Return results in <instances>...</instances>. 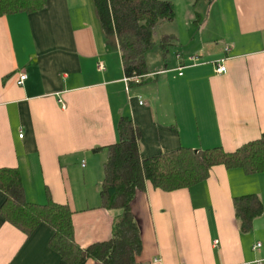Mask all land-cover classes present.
Listing matches in <instances>:
<instances>
[{
  "label": "crops",
  "instance_id": "crops-1",
  "mask_svg": "<svg viewBox=\"0 0 264 264\" xmlns=\"http://www.w3.org/2000/svg\"><path fill=\"white\" fill-rule=\"evenodd\" d=\"M170 1L193 7L185 34L162 33L177 38L173 60L147 53L138 83L125 82L92 0H46L38 12L0 18V169L18 170L28 203L67 205L81 248L112 234L118 212L103 209L99 193L122 117L139 130L142 159L181 148L231 153L264 134V0ZM251 194L262 214L243 232L233 199ZM4 200L0 192V208ZM130 207L136 264H264V173L215 166L171 192L145 183ZM52 234L40 224L25 236L0 214V264H68L49 248Z\"/></svg>",
  "mask_w": 264,
  "mask_h": 264
},
{
  "label": "trees",
  "instance_id": "trees-1",
  "mask_svg": "<svg viewBox=\"0 0 264 264\" xmlns=\"http://www.w3.org/2000/svg\"><path fill=\"white\" fill-rule=\"evenodd\" d=\"M92 2L104 35L118 44L125 77L145 76V56L155 47L156 30L174 19L173 3L170 0ZM45 4L46 0H0V18L32 14L42 10ZM176 41L174 35L158 36L163 59ZM116 131L117 142L106 148L99 193L101 207L118 212L108 240L81 248L74 239L69 207L49 200L43 205L28 203L17 169H0V192L5 196L0 214L5 222L25 236L44 224L53 233L49 248L68 264H83L87 260L100 264H136L141 239L130 206L135 194L144 190L145 183L171 192L204 181L215 166L238 168L249 175L264 173V134L231 153L221 148L199 151L181 148L142 159L138 151L140 133L132 121L122 117ZM233 208L243 232L249 231L254 219L262 214L261 201L253 194L234 198Z\"/></svg>",
  "mask_w": 264,
  "mask_h": 264
},
{
  "label": "rangeland",
  "instance_id": "rangeland-1",
  "mask_svg": "<svg viewBox=\"0 0 264 264\" xmlns=\"http://www.w3.org/2000/svg\"><path fill=\"white\" fill-rule=\"evenodd\" d=\"M186 1H190V0H186ZM193 2H197L196 0H192ZM203 1H207V0H203ZM186 3V2H185ZM199 5L203 6V3L200 2ZM192 6H190L188 9L183 5H179L178 2H175V20L172 23L169 24H163L162 26H160L157 30H156V34L154 36V40H155V47L154 49L150 52L149 57H153V55H157L159 54V48H158V36L161 35L162 33H170L172 31L178 33H181V37L184 36L185 34V30L186 28L183 26V23H185V19H187L188 15L190 12V10H192L191 8ZM201 7V6H200ZM192 12V11H191ZM181 21V22H180ZM176 48H178V45L175 44L172 47H170L168 49V52L166 54V59L171 61L173 60V56L175 54Z\"/></svg>",
  "mask_w": 264,
  "mask_h": 264
},
{
  "label": "built area",
  "instance_id": "built-area-1",
  "mask_svg": "<svg viewBox=\"0 0 264 264\" xmlns=\"http://www.w3.org/2000/svg\"><path fill=\"white\" fill-rule=\"evenodd\" d=\"M225 52H226V53H229V52H230L229 48L226 47V48H225ZM176 58H177V59H180L181 56H180L179 54H177V55H176ZM224 61H225V59H221V60H218V61H216V62L213 63L214 71H215L216 74H218V75H222V74H224V73L226 72V68H225V66H224ZM98 69H99V70H103V69H104L103 65H99V66H98ZM26 79H27L26 74H24L23 72L20 73V74H19V77H18L17 85H18V86H22V85L24 84V82L26 81ZM138 81H139V77H131V78H126V79H125V82H134V83H138ZM139 104L141 105L142 103L139 102ZM259 247H260V244L257 243V244L253 247V249H254V250H257ZM256 264H259V263H256Z\"/></svg>",
  "mask_w": 264,
  "mask_h": 264
}]
</instances>
